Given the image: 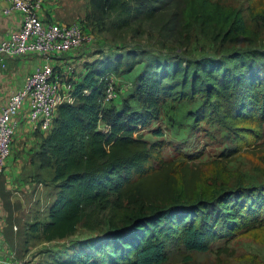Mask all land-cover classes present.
I'll return each mask as SVG.
<instances>
[{
  "label": "trees",
  "instance_id": "obj_1",
  "mask_svg": "<svg viewBox=\"0 0 264 264\" xmlns=\"http://www.w3.org/2000/svg\"><path fill=\"white\" fill-rule=\"evenodd\" d=\"M187 3L89 0L81 23L85 28L102 23L108 30H123L137 20L140 30L142 21H156L167 40L178 24L183 28ZM153 52L161 51L130 45L96 58L74 81V99L59 104L35 151L33 161L52 167L45 183L57 191L47 219H36L31 228L47 240L68 237L80 224L100 230L48 264H163L171 245L208 250L217 239L264 225V180L240 178L210 192L198 190L202 173L190 163L196 155L167 158L165 140H149L142 130L164 97L201 95L204 114L246 123L241 133H250L264 146V47L236 53L232 62L211 55L186 58ZM141 53L147 56L136 77L139 106L104 108L107 74L134 67ZM153 129L163 133L160 126Z\"/></svg>",
  "mask_w": 264,
  "mask_h": 264
},
{
  "label": "rangeland",
  "instance_id": "obj_2",
  "mask_svg": "<svg viewBox=\"0 0 264 264\" xmlns=\"http://www.w3.org/2000/svg\"><path fill=\"white\" fill-rule=\"evenodd\" d=\"M187 1L183 28L178 24L167 40L162 39L164 36L160 35L156 21H142L140 30H137V20L123 30H108L102 23L86 24L94 35L93 40L54 56V59L65 60L63 65L55 60L61 78L80 80L96 58L113 56L130 45L161 51L153 52L155 54L179 53L186 58L211 55L231 62L236 53L264 47V0ZM83 3L76 6L82 15L88 8ZM75 20L84 22L82 18ZM139 55L140 61L134 67L107 74L101 101L104 108L126 103L139 106L136 77L145 64L142 58L147 56ZM202 100L201 95L164 97L156 116L142 128L144 135L149 140L163 138L162 150L167 158H178L184 152L194 153L193 159L187 158L191 159L192 166L201 170L202 177L197 180L196 188L203 192H210L216 185H231L240 178L254 183L264 180L263 144L256 142L250 133H241L240 126L246 123L226 119L219 113L204 114L200 108ZM101 124L105 126L104 122ZM159 126L163 129L161 134L153 129ZM39 131L42 138L49 132ZM41 142L37 141L30 150L19 149L15 153L23 159L22 167L16 165L17 174L11 177L3 194L5 201L0 206V210L13 207L15 211L10 217L8 212L2 214L12 230L6 238L24 260L23 264H48L55 256H66L77 240L100 233L99 229L80 224L68 237L47 240L40 231L31 228L36 219H47L48 205L57 191L54 184L45 183L52 167H42L39 161L32 159ZM32 161L43 168L41 173H37ZM107 215L112 213L107 212ZM163 264H264V225L244 228L228 238L217 239L208 250L171 245L169 258Z\"/></svg>",
  "mask_w": 264,
  "mask_h": 264
},
{
  "label": "built area",
  "instance_id": "obj_3",
  "mask_svg": "<svg viewBox=\"0 0 264 264\" xmlns=\"http://www.w3.org/2000/svg\"><path fill=\"white\" fill-rule=\"evenodd\" d=\"M5 12H22L19 27L0 38V53L25 55L35 53L42 59L27 75L24 84L12 90L0 106V172L4 171L12 154L18 115L27 106L34 126L51 129L61 102L74 99V79L61 78L54 56L91 42L94 35L79 20L71 22L45 21L38 12L39 0H8ZM87 89V88H86ZM113 92V90H112ZM17 228V224H14ZM16 250H0V264H23Z\"/></svg>",
  "mask_w": 264,
  "mask_h": 264
},
{
  "label": "crops",
  "instance_id": "obj_4",
  "mask_svg": "<svg viewBox=\"0 0 264 264\" xmlns=\"http://www.w3.org/2000/svg\"><path fill=\"white\" fill-rule=\"evenodd\" d=\"M81 3L87 7L89 5V0H39L37 9L45 21L58 20L71 22L75 18H84L87 9L82 15L80 12H77L76 8V6ZM8 6H10L8 0H0V38L7 36L12 30L19 27L22 21V12L18 10L5 12L4 9ZM42 59L44 58L35 53L25 55L0 53V106L6 103L12 90L17 89L24 84L28 73ZM53 60L54 62L55 60L58 62L60 61L59 64L62 65L65 62L64 58ZM39 132V128L35 127L29 118L27 106H25L18 115V124L13 139L12 154L8 159L4 171L0 172V206L5 201V196L3 194H5L4 191L10 184L9 181L11 180V177L16 176L17 174L16 165L22 167L23 159L15 153L18 152L19 149L30 150L32 145H35L37 141L43 140L42 135ZM32 164L35 165L34 168L37 170V173H41V169L43 168L34 162ZM12 209L8 208L7 211L5 209L0 210V250L2 252L12 249L9 245V240L6 238L8 231L11 233L12 230H10L5 215L2 214L3 211L4 213L8 212V216L10 217L15 212L14 209Z\"/></svg>",
  "mask_w": 264,
  "mask_h": 264
}]
</instances>
